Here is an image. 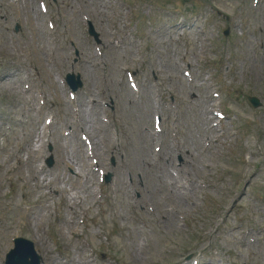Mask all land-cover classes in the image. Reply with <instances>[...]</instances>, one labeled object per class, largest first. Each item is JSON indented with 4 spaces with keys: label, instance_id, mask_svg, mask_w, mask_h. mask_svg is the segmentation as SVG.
Wrapping results in <instances>:
<instances>
[{
    "label": "rangeland",
    "instance_id": "obj_1",
    "mask_svg": "<svg viewBox=\"0 0 264 264\" xmlns=\"http://www.w3.org/2000/svg\"><path fill=\"white\" fill-rule=\"evenodd\" d=\"M32 1L39 11L37 2ZM128 1L137 6L141 15L143 25L136 29L143 35L141 38L130 35L131 31L124 29V23L130 21L129 16L123 15L120 9L108 4L107 0H82L99 30L106 34L107 30L109 32L108 37L102 34L104 48L107 46V39L111 41V46L109 44V52L105 48L106 58L102 64L98 61L82 65L89 70L88 81L85 79V72L79 68L75 71L84 75L85 88L81 95L85 108L87 97L91 96L96 101L112 100L116 109L120 139H112L108 131L106 141L108 147H113L116 151L112 154L111 162L115 161L113 168L119 182L118 199L108 204L107 209L105 206L100 210L93 204V197L83 190L71 195L78 202L79 208H90L91 217L82 236L71 238L67 233L70 240L64 238L62 227L58 226L62 221L61 217L57 220L53 213L54 202L48 188L56 187V183L47 186L45 191L42 186L37 187L36 183L28 184L30 188L27 197L39 204L28 211V217L20 218L23 214L18 215V211L12 208L13 205L18 204L26 211L32 206V203L23 201L26 197L23 194L26 183L22 182V188L17 193L13 191L5 195L9 191L5 180L10 172L7 170L12 166V154L18 144H15L16 141L29 133L36 120L35 113L29 107L31 102L23 99L26 95L23 82L28 80L33 88L42 86L45 89L44 85H39L40 82L47 84L52 78L57 83V75H65L68 68L79 67L82 51L94 52L86 43L76 0H56L53 5V11H56L68 29L66 34L58 37L57 33H48L44 21H40V26L33 27L27 24L18 10L11 11V8H7L6 15L9 12L10 15L5 22H0V65L4 66V69L0 68V75L11 74L12 78L7 86L3 85L8 81L0 78V116L12 122L13 128L7 134L0 129V247L5 245L4 234L20 233L21 227H24V235L32 236L38 244L43 245L42 248L50 254L49 257L58 259L59 252L64 262L76 258L75 248L83 261L88 254L85 243L89 242L95 245L98 252L108 253L122 264H171L175 263L171 258L183 252L194 253L202 258L204 264H264V205L256 202L257 195L264 197V107L252 110L245 99L248 95H255L264 103V7L255 11L251 0H247L246 4L239 3L238 0ZM9 3L18 4L14 0H9ZM198 3L200 8L197 7ZM168 7L172 9V15L163 16L164 9ZM210 7L216 10L214 18L217 19L211 17ZM176 9L183 10L181 14L186 19V24L194 25L195 16L202 17L208 31L207 36H202L198 31L184 32L186 28L181 30L175 26ZM92 23L95 26L93 20ZM217 23L219 28H216ZM17 26L20 27L19 32L15 31ZM198 26L203 27L201 22ZM227 30L229 35L223 39V33ZM259 31L262 33H258ZM21 32L23 33L20 35ZM116 37L115 48L112 40ZM12 38L16 39L14 43ZM215 38H220L221 41L216 42ZM254 40L260 43L259 57L256 56ZM138 46L142 47V56L138 55ZM145 49L149 50V55L144 53ZM202 58H209L210 62L213 59L219 60L224 69L223 83L234 87L233 91L242 103V107L231 106L232 112L241 120L238 141L226 137L219 144L213 143L216 132L209 140H205L202 119L207 116L203 113L208 114L210 119L211 116L207 104V77L203 78L200 72ZM50 59L53 60L52 65ZM183 60L192 64L196 75L193 85L188 84L182 76ZM32 65L38 66L39 73ZM126 65L138 70L144 84L140 101H130L129 97L124 96L125 82L121 68ZM230 68H233L234 75ZM31 74L37 76L31 78ZM152 74L160 79L162 91H165L163 97L168 99L173 95L179 104L181 117L177 129L185 150V172L193 183L190 198L182 204H175L172 201L175 198L166 190L165 169H153L155 166L149 165L148 161L153 143L147 141L143 130L151 124L153 114L152 111L144 118L146 105L148 101H152L153 96L149 85ZM109 92L116 96H109ZM30 95L32 94L28 96ZM62 95L65 102L67 95ZM62 109L66 110L65 106ZM96 118L99 116L96 115ZM209 118L206 128L211 122ZM207 142L210 143L209 148H206ZM46 150L53 152L50 146ZM192 151L195 152V158L188 159ZM105 158L109 162V158ZM6 162L9 166L3 168ZM120 162L127 172L134 174L137 187L145 195L140 206L144 208L145 203L152 202L158 207L162 222L160 227H150L148 232L152 244L149 248L144 246L136 232L137 223L130 204L133 194L126 177L120 172ZM254 165L256 168H253ZM137 173L142 183L137 179ZM11 177L19 180L20 175ZM251 178L253 185L246 191L244 185ZM199 182H206L209 188L199 189ZM39 194L43 196L39 198ZM179 197L183 199L180 195ZM238 197L237 208L228 213L230 205ZM174 209L186 214L192 224L191 233L197 234L196 238H188L189 234L178 227L177 221L172 226L163 223L166 213ZM33 217L36 222L30 228L28 223ZM241 231H248L258 241L255 244H250L247 240L242 242ZM103 232L111 238L110 244H106L102 238ZM100 245L101 249L98 248ZM62 247L66 251L61 250ZM135 254L137 260L133 258Z\"/></svg>",
    "mask_w": 264,
    "mask_h": 264
},
{
    "label": "bare ground",
    "instance_id": "obj_2",
    "mask_svg": "<svg viewBox=\"0 0 264 264\" xmlns=\"http://www.w3.org/2000/svg\"><path fill=\"white\" fill-rule=\"evenodd\" d=\"M29 4H32V3L29 2ZM27 8H28V15H27L28 20L32 21V18L36 17L37 14H36L35 9L33 7L28 6ZM7 85H8V83H6L5 86H7ZM58 93L61 94L60 92H58ZM150 109L152 110L151 105H150ZM203 114L206 115L205 113H203ZM68 122H71V119L69 116H68ZM84 124L89 127V130L94 129V126L91 125L90 121H87V120H86V122L83 121V125ZM36 134L37 133H35V132L32 133V139L36 138ZM57 138H59V137H57ZM148 138L151 141L150 137H148ZM40 141L41 140L39 139V142ZM42 151H43L42 149L41 150H35L34 146L30 147V150H28V154L30 155V158H31L30 162H29L30 164L28 167V173L32 179H35L36 174L39 172V169H37L35 166L34 158L38 153H42ZM57 152H58L59 158L61 159V162L64 163L66 166L75 167L74 164H76L79 166L80 170L83 172L84 177L92 176V174L90 172L85 170V166H84L85 159H84V156L82 154L83 148L80 145V143L76 142L75 146H70V145L67 146V145L63 144L62 139H59L58 144H57ZM68 183L71 184V186L74 189H77V187H78L77 183L70 182V181H68ZM69 212H70V214H73L75 212V207L73 204L69 208ZM1 256H2V252H0V264H2ZM56 264H59V263H56Z\"/></svg>",
    "mask_w": 264,
    "mask_h": 264
}]
</instances>
